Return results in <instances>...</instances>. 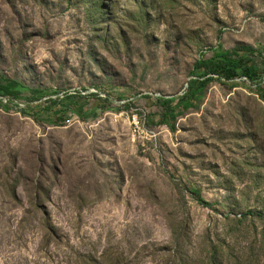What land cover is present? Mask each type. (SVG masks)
<instances>
[{
    "label": "rangeland",
    "instance_id": "1",
    "mask_svg": "<svg viewBox=\"0 0 264 264\" xmlns=\"http://www.w3.org/2000/svg\"><path fill=\"white\" fill-rule=\"evenodd\" d=\"M0 85V264H264V0H0Z\"/></svg>",
    "mask_w": 264,
    "mask_h": 264
},
{
    "label": "trees",
    "instance_id": "2",
    "mask_svg": "<svg viewBox=\"0 0 264 264\" xmlns=\"http://www.w3.org/2000/svg\"><path fill=\"white\" fill-rule=\"evenodd\" d=\"M251 60V57L240 56L233 52L214 55L211 58L197 61L194 69V76L196 78L190 82V92L192 94H187L183 97L158 98V100L162 101V107L165 109V112L160 118V123L167 124L169 119L173 120L177 115L174 106H172V103L175 100L178 99L180 103H184L183 106L185 108H188L193 106V99L202 98L204 89L213 79L212 75L217 76L218 78L232 80L236 78L241 71L246 77L253 79L256 74V70L254 66L255 64H253V61ZM14 91V86L12 85H0V95L13 94ZM36 93L39 92L37 91ZM39 97L40 95L37 96V99H39ZM50 103L56 104L53 99H51ZM203 204L211 206L208 202H203Z\"/></svg>",
    "mask_w": 264,
    "mask_h": 264
},
{
    "label": "built area",
    "instance_id": "3",
    "mask_svg": "<svg viewBox=\"0 0 264 264\" xmlns=\"http://www.w3.org/2000/svg\"><path fill=\"white\" fill-rule=\"evenodd\" d=\"M132 127H133V131L135 133H140L141 132V127H142V124L141 122L138 120L137 116H133L132 117Z\"/></svg>",
    "mask_w": 264,
    "mask_h": 264
}]
</instances>
